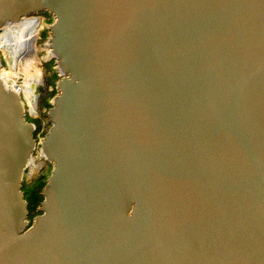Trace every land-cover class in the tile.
Wrapping results in <instances>:
<instances>
[{
	"label": "water",
	"instance_id": "obj_1",
	"mask_svg": "<svg viewBox=\"0 0 264 264\" xmlns=\"http://www.w3.org/2000/svg\"><path fill=\"white\" fill-rule=\"evenodd\" d=\"M45 12L52 169L29 226L0 80V264H264V0H0V28Z\"/></svg>",
	"mask_w": 264,
	"mask_h": 264
},
{
	"label": "rangeland",
	"instance_id": "obj_2",
	"mask_svg": "<svg viewBox=\"0 0 264 264\" xmlns=\"http://www.w3.org/2000/svg\"><path fill=\"white\" fill-rule=\"evenodd\" d=\"M39 18L38 27L31 28V42H32V58L30 59V67L23 68V64H21L20 59L13 60V68L9 61L6 58L4 49L0 46V59H2V63L7 66L5 69L1 70V78L10 79V80H18L21 82L24 90V83L28 80H32V78L37 76V79L42 81L43 84L39 85L36 88V109L33 114H30L26 117V121L31 123L35 127L34 131V139L37 142L36 152L33 155L34 159H38L37 153L39 149V145L42 142L43 138L49 131V122L48 117H45L48 109L52 106L53 98L55 94V84L60 79L59 75H56V62L52 57H47L48 52V28L50 24H52V18L48 13H41ZM37 34V36H36ZM4 56V57H3ZM4 58V60H3ZM25 61V60H24ZM36 70V71H35ZM38 70V71H37ZM37 72V73H36ZM27 102V101H26ZM38 103V104H37ZM29 107L30 104L28 103ZM27 107V105H26ZM28 109V108H25ZM37 111V112H36ZM38 161V160H37ZM42 165L38 170H35L31 176H27V174L23 178V184L26 187L23 189L25 192V202L28 203L32 209V202H30L29 198L31 192H35L37 195L36 206L34 211L29 214L27 218V222L29 226L32 225L35 218L39 216V212L36 211L40 204L43 202V197L41 196L42 191L45 187L47 175H50V169H52V165L46 161H41ZM40 170V171H39ZM30 209V208H29Z\"/></svg>",
	"mask_w": 264,
	"mask_h": 264
},
{
	"label": "bare ground",
	"instance_id": "obj_3",
	"mask_svg": "<svg viewBox=\"0 0 264 264\" xmlns=\"http://www.w3.org/2000/svg\"><path fill=\"white\" fill-rule=\"evenodd\" d=\"M39 18L40 17L25 16L20 22L5 24L0 28V46L4 49L6 58L9 61L11 68H13V60L15 59H20L21 64H23V68L30 67V59L34 55L32 54L33 48L30 30L31 28H36L38 26ZM1 70L2 69H0V80H2ZM41 84H43L42 81L37 79L36 76L32 78V80H28L24 83V90L21 85L23 91L29 92V97L24 98L25 101L30 104V113L32 114L36 109L35 91ZM37 160L38 159H34L32 157V160L28 162L27 175H32L35 170H38L41 167L42 162L40 161L38 163Z\"/></svg>",
	"mask_w": 264,
	"mask_h": 264
},
{
	"label": "trees",
	"instance_id": "obj_4",
	"mask_svg": "<svg viewBox=\"0 0 264 264\" xmlns=\"http://www.w3.org/2000/svg\"><path fill=\"white\" fill-rule=\"evenodd\" d=\"M26 185V184H25ZM23 183H22V192H23V196H24V198H25V192L23 191V189L27 186V185H29V183L25 186ZM42 196V195H41ZM36 199H37V195L35 194V192H31V195H30V198H29V200H30V202H32V209H31V207H30V205L27 203V205H26V209H27V211H28V216H29V214L32 212V210L34 211V209H35V206H36V204H37V202H36ZM30 208V209H29Z\"/></svg>",
	"mask_w": 264,
	"mask_h": 264
},
{
	"label": "built area",
	"instance_id": "obj_5",
	"mask_svg": "<svg viewBox=\"0 0 264 264\" xmlns=\"http://www.w3.org/2000/svg\"><path fill=\"white\" fill-rule=\"evenodd\" d=\"M36 36H37V34H36ZM4 57V56H3ZM3 60H4V58H3ZM5 61V60H4ZM0 69H5V67L7 66V64L5 63V66H4V64L2 63V59H0ZM17 80V79H16ZM20 99H21V103H22V105H23V108H24V110H25V114H26V117L28 116V115H30V114H32V113H30V107H29V105H28V102H26L25 101V98L24 97H20ZM26 105H27V107H26ZM25 108H28V109H25ZM34 126V125H33ZM35 128V127H34ZM27 171H28V169H27ZM28 173V172H27ZM27 176H31V175H27Z\"/></svg>",
	"mask_w": 264,
	"mask_h": 264
}]
</instances>
